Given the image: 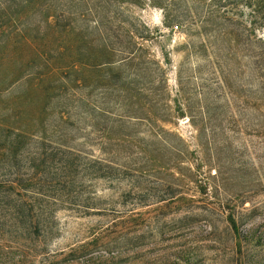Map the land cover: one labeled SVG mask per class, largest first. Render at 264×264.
<instances>
[{"label": "rangeland", "instance_id": "374dc122", "mask_svg": "<svg viewBox=\"0 0 264 264\" xmlns=\"http://www.w3.org/2000/svg\"><path fill=\"white\" fill-rule=\"evenodd\" d=\"M0 264H264V0H0Z\"/></svg>", "mask_w": 264, "mask_h": 264}]
</instances>
